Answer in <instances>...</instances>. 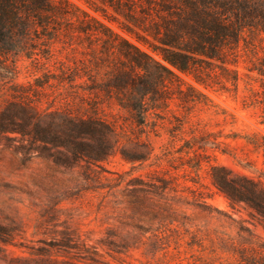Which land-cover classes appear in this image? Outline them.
Returning <instances> with one entry per match:
<instances>
[{"label": "rangeland", "instance_id": "374dc122", "mask_svg": "<svg viewBox=\"0 0 264 264\" xmlns=\"http://www.w3.org/2000/svg\"><path fill=\"white\" fill-rule=\"evenodd\" d=\"M68 1L162 63L121 30V15L109 10L107 19L84 0ZM238 1H255L264 12V0H206V8L230 24L232 13L217 4ZM128 2L146 28L166 16L161 0ZM258 16L238 45L224 47L223 64L201 63L208 86L180 75L183 93L164 97L147 126L126 121L114 95L82 90L103 85L124 59L113 38L103 36L112 45L78 38L75 19L39 30L38 38L30 30L18 57L0 58V264H244L263 257L259 215L244 203L231 207L211 179L212 167H224L263 185ZM74 120L125 129L108 144Z\"/></svg>", "mask_w": 264, "mask_h": 264}, {"label": "trees", "instance_id": "16d2710c", "mask_svg": "<svg viewBox=\"0 0 264 264\" xmlns=\"http://www.w3.org/2000/svg\"><path fill=\"white\" fill-rule=\"evenodd\" d=\"M84 1L94 12H100L107 19L109 10L121 15L125 20L121 30L132 35L137 42L148 45L152 54L159 57L162 63L68 0H0V58L8 60L18 57L20 52L17 45L30 37V30L38 38L39 30L45 32L48 28H58L62 21L71 22L73 25L72 20L75 19L77 25L73 26L78 38L102 41L106 45L112 44L103 39V36L113 38L120 44L116 47V54L124 59L120 67L114 65L110 68L111 78L103 85L97 86L93 83L82 90H99L107 96L114 95L119 107L128 114L125 120L136 126H147L146 120L150 115L159 116V102L163 105L164 97L170 99L174 90L179 95L183 93L180 75L191 77L197 85L208 86L205 77L209 75L201 63L207 60L211 66H214V62L223 64L226 56L224 47L230 43L238 45L244 29L254 25L252 19L255 15L261 17L260 31L264 33V12H261L255 1H238L236 5L217 4L223 12L232 13L234 21L227 24L222 21L219 13L206 8V0H161L159 7L166 16H157L159 21H152L148 28L144 27L141 18L133 16L129 0ZM128 23L141 30L144 35L136 32ZM43 35L49 39L53 36L52 33ZM256 60L260 61L261 66H255L254 71L264 79V61L262 58ZM232 74L234 81H237V73L232 71ZM186 89L188 92L195 91L187 84ZM259 123L264 126V108L263 120ZM73 126L77 130L100 134L102 140L108 144L117 138V129L120 133L125 129L124 123L100 120H74ZM211 179L212 185L228 200L231 207L244 203L255 211L264 231V170L263 185L224 167H212ZM243 261L244 264H257V261L264 264V254L258 259L250 256Z\"/></svg>", "mask_w": 264, "mask_h": 264}]
</instances>
